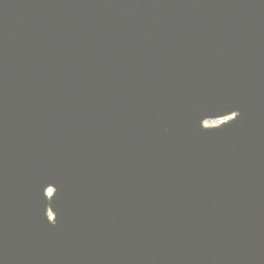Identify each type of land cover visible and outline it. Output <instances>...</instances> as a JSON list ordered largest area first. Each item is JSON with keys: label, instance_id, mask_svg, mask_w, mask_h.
Here are the masks:
<instances>
[{"label": "water", "instance_id": "obj_1", "mask_svg": "<svg viewBox=\"0 0 264 264\" xmlns=\"http://www.w3.org/2000/svg\"><path fill=\"white\" fill-rule=\"evenodd\" d=\"M0 264H264V0H0Z\"/></svg>", "mask_w": 264, "mask_h": 264}, {"label": "rangeland", "instance_id": "obj_2", "mask_svg": "<svg viewBox=\"0 0 264 264\" xmlns=\"http://www.w3.org/2000/svg\"><path fill=\"white\" fill-rule=\"evenodd\" d=\"M220 123V121H208L207 123H206V125H208V126H212V125H218Z\"/></svg>", "mask_w": 264, "mask_h": 264}, {"label": "snow or ice", "instance_id": "obj_3", "mask_svg": "<svg viewBox=\"0 0 264 264\" xmlns=\"http://www.w3.org/2000/svg\"><path fill=\"white\" fill-rule=\"evenodd\" d=\"M231 122V121H230Z\"/></svg>", "mask_w": 264, "mask_h": 264}]
</instances>
